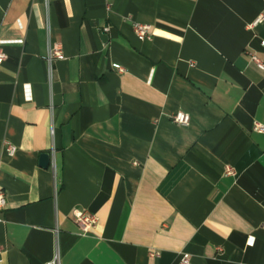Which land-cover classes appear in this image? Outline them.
Segmentation results:
<instances>
[{"label":"crops","instance_id":"crops-1","mask_svg":"<svg viewBox=\"0 0 264 264\" xmlns=\"http://www.w3.org/2000/svg\"><path fill=\"white\" fill-rule=\"evenodd\" d=\"M262 40L264 0H0V264H264Z\"/></svg>","mask_w":264,"mask_h":264},{"label":"built area","instance_id":"built-area-1","mask_svg":"<svg viewBox=\"0 0 264 264\" xmlns=\"http://www.w3.org/2000/svg\"><path fill=\"white\" fill-rule=\"evenodd\" d=\"M46 5L48 6V0H46ZM135 30L137 37L140 40H144L150 36L151 26L146 23H136ZM262 45L264 46V40H262ZM6 57V53L3 47L0 45V62H2ZM64 57L62 45L59 42H50L48 46V55L47 60L51 64L56 59H61ZM253 61H255L258 66L264 68V63L262 60L256 55L252 56ZM119 72H124L125 69L122 66H115ZM172 121L180 124V125H188L191 121V117L189 114L179 111L172 115ZM254 130L264 134V124L256 123L254 126ZM6 147L10 154H14L17 151L16 146L11 144L10 142L6 143ZM228 174H234V170L232 168L227 169ZM6 202L5 194L3 190H0V206H4ZM74 218L76 222L79 224L83 233L88 232L91 228L95 227L98 222L97 216L89 212L88 210L83 209H75L74 210ZM2 249L0 248V254ZM158 252H153L152 255H156ZM2 261L0 257V262ZM46 264H62L59 251H57L54 257L48 261ZM180 264H192L191 263V255L187 252H183L180 259Z\"/></svg>","mask_w":264,"mask_h":264},{"label":"water","instance_id":"water-1","mask_svg":"<svg viewBox=\"0 0 264 264\" xmlns=\"http://www.w3.org/2000/svg\"><path fill=\"white\" fill-rule=\"evenodd\" d=\"M104 37H106V35H103ZM51 162V156L48 153H44L41 155V164L44 167H48L50 165Z\"/></svg>","mask_w":264,"mask_h":264}]
</instances>
